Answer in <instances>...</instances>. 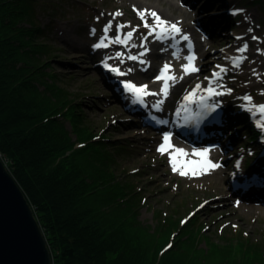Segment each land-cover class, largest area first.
Segmentation results:
<instances>
[{"label":"rangeland","instance_id":"374dc122","mask_svg":"<svg viewBox=\"0 0 264 264\" xmlns=\"http://www.w3.org/2000/svg\"><path fill=\"white\" fill-rule=\"evenodd\" d=\"M127 2L129 4V1ZM178 2L181 8H188L183 0H178ZM203 4L201 10L203 12L206 11L207 14L201 19V25H196L193 19L191 24L196 31L198 30L204 44L206 42H214L212 47L206 50L204 56L201 57L200 63L196 65L198 69L199 67H202V69L194 72L187 79V83L190 84H188L186 91L181 94L180 99L199 90L203 86L202 84L209 83L211 77H216L214 74L218 70L220 72V69L224 68L226 62L229 64L235 57H246V55L234 53L227 39L219 41L220 37H224L227 34V32L221 30L223 24H229L232 20L236 22L233 27L239 24L238 17L232 16V19L226 17L224 12L226 11L225 7L231 5L236 10H251L256 17L255 25H258L259 32L264 33V0H208ZM123 5L124 3L120 0H40L36 2V9L39 12L37 22L45 26V32L40 39L45 41L47 48L50 50L49 55L43 56V62H46L43 66L45 73L53 78L52 80H46L44 78L45 73L42 72V79L46 82H55V85L59 87L55 89L59 92L63 91L65 95L62 96L58 93H53L52 97L49 95L52 99L56 97L57 100L55 102L60 103L61 106H56L55 110L51 111L47 116L56 115L58 119L64 121L65 130L71 141H73L72 147L80 151L79 158L82 159H80L81 161L85 162L87 158L86 149L82 147H86L90 143L85 144L86 142L77 140L76 130L80 133H90L92 139H89V141L98 143V147H101L100 149L109 153L112 158L111 167L114 175H116V183L120 186V190L126 191L121 195L125 201L130 202L131 206L129 208L136 214L137 220L127 223L130 227L138 225L147 228L149 233H151L150 237L155 240L157 246H159L158 243L162 242V245L157 250V258L162 257L163 253L167 254L168 252L173 257L180 256L178 253L182 251L183 242L189 241L188 244L196 245L198 241L200 242L199 246L201 249L206 248L207 250L210 249L209 245H215L220 250V248L224 249L231 244L228 249L234 256L233 260H241V262L244 259L250 260L252 256L250 250L245 246L235 245L238 241V243H241V239L244 243L247 242L251 245L260 246L261 248L258 249L261 250V255L263 256L264 212H250L244 209V202L248 198L252 200L250 197L252 194L246 196L248 197L247 199L238 200L237 195H235L236 191H233L229 201L219 203L218 200L209 197V194L212 195V193L207 192L208 184L211 182L208 178L204 179L201 187H192V183L185 179L184 175L182 176L172 170V165L167 169L162 165L160 160L162 158L170 160V154L160 153V155L153 156L150 141L143 138L144 133H141V137L127 134V130L141 128L140 124L131 120L132 117H127V121L121 122L117 112L122 115L126 112L124 108L121 109L119 104L114 101L111 89L105 84L106 81L108 83L109 81L117 83V81L112 77V79L103 82L100 78V73L94 67V61L97 58L99 59V57L89 53L95 49L94 45L98 43L95 35H93L95 36L94 39H90L91 34L89 32L93 28L99 32L103 30L104 26L96 23V19L102 16L103 20L100 23L103 22L107 25L109 21H112V28L107 33L109 49L115 54H122V57H119L122 64L128 60L126 58L129 56H135L134 52L127 49L129 44L110 42L116 35H121L123 30L119 33L117 32V25L119 24L128 26L124 29L126 33L133 29L140 32L143 31L142 20L137 23L134 22L131 25V16L128 15V9L130 7L133 9L134 7H123ZM199 6L200 4L197 5V2H194L191 8L194 12H197L199 11ZM117 11L121 12L122 15L113 19L112 14ZM220 17L221 19L219 20ZM228 30L229 28L226 31ZM62 31L65 32V35H61ZM134 36L135 34L133 33L132 38ZM171 44L173 46L179 44L178 36L172 39ZM186 46H189V49L193 48L192 42L188 40L186 41ZM174 51L181 52L180 50L170 51L168 49L166 53L171 57L170 53ZM90 56H92L94 61ZM230 56L232 58L226 60ZM243 61L245 62L246 58ZM250 62L251 60L246 61L247 66H249ZM121 67L122 70L128 69V65L124 66L123 64ZM157 69L153 73L154 76ZM247 69L245 68V70ZM39 72L40 70L33 72V81L36 86L38 84V87L35 88L36 90L43 89V85L45 84L40 82V78L36 74ZM220 77L222 76L219 73V81L216 79L218 81H216V88H222L226 92L224 101L227 103L229 109L227 108V111L219 117V121H222L224 115L228 112L227 115L231 118L233 128L236 131L235 134L241 137L242 140L239 144V153L241 154L242 151H245V161L247 160V163L253 165L255 159L252 160L250 158L249 154L252 153L253 155V152L249 151L248 147L250 140L256 136H250L247 123L248 116H243L244 113L242 112L244 111L236 112L239 102L236 101L237 99H234V96L241 97L242 95L248 109L256 112L259 111L256 106L264 105V65L261 67L260 75L255 78L254 82L250 83V86H246L247 84L243 82L244 80H239L240 78L238 79L239 82L234 81L231 84ZM102 82L106 87H104ZM243 87L254 89L258 99L256 101L251 100V102L246 100V96H243ZM137 101V98H134L132 103L136 104ZM177 102L178 99L174 103ZM52 103L55 104L54 102ZM52 103H50L51 106H53ZM67 108H70L69 111ZM173 109L171 107V111ZM72 110L75 111L78 121L75 120L76 126H74V129H72L71 123L68 120ZM147 115V113L143 114L142 119L145 120ZM259 126L264 128V118L262 125L259 124ZM163 129L165 128L156 127L155 125L146 127L143 131H146L152 137L158 135L160 138H164ZM175 130H178V125L173 132ZM173 132L166 136L169 137L173 134V137L181 146L197 149L177 137V133ZM200 136L204 135L199 133L194 135V141ZM218 136H222L221 132ZM204 138V143H215L218 146V142L215 141L217 138H213V136L210 139H207L206 136ZM155 140L157 141V139ZM213 150L217 151L218 149L213 148ZM0 158L5 162L6 159L3 155L0 154ZM235 161L238 162V159ZM99 168L101 169L100 165H98ZM247 183H249L247 180L236 181L232 186L237 190ZM111 184L113 185V182ZM113 188L114 190H118L117 187ZM260 203H262L260 206L264 207V202L260 201ZM127 215H130V213H127ZM235 216L240 217L241 220L236 219ZM137 229V231L141 232L140 228ZM132 230L134 231L135 229ZM169 245L171 246L169 247ZM223 258L221 257L219 260L222 261ZM262 260L263 262H259L260 260H258L256 261L258 263L255 264H264V259L262 258Z\"/></svg>","mask_w":264,"mask_h":264},{"label":"trees","instance_id":"16d2710c","mask_svg":"<svg viewBox=\"0 0 264 264\" xmlns=\"http://www.w3.org/2000/svg\"><path fill=\"white\" fill-rule=\"evenodd\" d=\"M38 1L0 0V154L33 209L53 264L263 262L264 253L262 256L258 249L261 247L242 239L235 245L247 247L252 253L250 260H233L228 249L231 244L220 250L209 245L207 250L201 249L198 241L196 245L183 242L180 256L173 257L168 252L157 258L162 242L157 246L147 228L135 225L140 232L128 225L127 222L137 220L136 214L129 208L130 202L123 199L126 191L120 190L116 183L109 153L89 141L90 133L76 130L77 140L90 143L82 147L87 158L81 161L80 151L72 147L64 121L56 115L47 116L61 106L51 95H65L55 89L59 88L55 82L42 79L46 63L43 56L49 55L50 50L40 39L45 26L37 22ZM37 70L40 82L45 83L41 90L35 89L38 84L33 81V72ZM44 78L53 79L46 73ZM69 116L74 129L75 111Z\"/></svg>","mask_w":264,"mask_h":264},{"label":"bare ground","instance_id":"6f19581e","mask_svg":"<svg viewBox=\"0 0 264 264\" xmlns=\"http://www.w3.org/2000/svg\"><path fill=\"white\" fill-rule=\"evenodd\" d=\"M124 3L123 7L132 6L133 9L130 7L128 9V15L131 16V25L132 23H137L141 19L137 14V10H148V11H155L162 19L170 22L175 23L177 26L181 29V34L178 35L179 44L177 46H173L171 44L172 39L166 38L164 40H158L155 35H149V29L143 28V31L136 30L134 32L135 36L128 42V50L134 52L135 56H138L139 53L144 52L145 49H147V54L140 57V59H143L146 61V63L141 64L138 60H131L129 58H126V60L130 61H124V66L128 65V69L122 70L121 66H123L121 62L122 54L118 55L113 53L109 46L102 47V48H95L94 50H91L89 53L95 54L99 57L95 61L93 60L92 56L90 58L95 62L94 67L97 68L98 72L100 73V78L104 81L108 79H112V77L115 78L117 83H122L120 85L119 83H114L112 81H109V83L106 81V85L111 89L112 91V97L116 103L119 104L120 108H124V111L127 113H123V115L119 112L118 115L120 117L121 122L127 121V117H132L131 120H134L140 124L141 128H134L131 130H127V134L134 136V137H141V133H144L145 139H148L150 141L151 145V152L153 156L160 155L161 152L158 151V148L162 144H164V138H160L157 136H150L146 131H143L144 128L149 126H155V123L153 122H147L146 120L142 119V115L147 112H155L158 114H161L164 117L165 125L171 128V130L174 131L176 129L178 123H179V116L182 114V112L178 116H174L173 111H171V107H175L177 103L183 101L182 97L180 99V96L182 93H184L188 87L187 79H189L193 73L185 75L182 65L188 64V61L186 57L190 54H194L196 59L194 61L195 66L200 63L201 57L204 56L206 50L210 49L213 45V42H206L205 44L202 42L203 39L200 37V34L198 30L196 31L195 28H193L191 21H195V24L200 26L201 25V19L207 14L206 11L203 12L201 10L203 8V3H206L208 0H183L184 4L188 6L187 9L181 8L178 0H120ZM129 1V4L128 2ZM225 1V0H224ZM194 2H197V5L199 6V11L194 12L191 8ZM189 5H187V4ZM225 3V2H224ZM231 6V5H230ZM225 7L226 11V17L232 19L233 17L239 18V24L236 27H233L236 22L233 20L231 23H225L221 27L224 32H227L224 37H220L219 41L227 39V41L230 44V48L232 47V51L236 54L246 55V61L251 60L249 66H247L246 61L241 62L239 67H235L233 64V61L238 58L235 57L231 60V62L224 65L225 71L219 72L220 77L222 80L229 81L231 84L232 82L239 80L245 82L247 85L250 86L251 82L255 81V78L260 75L261 67L264 65V33L259 32L258 25H255V14L251 10H243L237 12L239 9H234L232 6ZM195 7V6H194ZM242 10V9H241ZM236 14H233V13ZM135 17V18H134ZM193 19V20H192ZM221 17L219 18V20ZM103 20V17H99L96 19V23L102 24L105 27V24L101 22ZM254 22V23H253ZM148 23L152 24L153 19L149 16L148 17ZM128 27V26H127ZM229 28L228 31H226ZM95 30L93 33L92 30ZM89 32L90 39H94L95 36L97 38V41L99 42L102 37L105 36L104 28L102 31H98L97 29L93 28ZM125 27L122 29L121 36L126 34V30H124ZM143 33L142 35H140ZM61 35H65V32H61ZM95 35V36H93ZM183 35H187L189 37L190 42L193 44V48L189 49V46H186V41L182 39ZM66 37V36H65ZM140 37V39H139ZM145 37L147 39L145 40ZM253 37H256V39H253ZM138 39V41H137ZM74 41V39H73ZM135 42V43H134ZM108 44V41H106ZM216 43V42H215ZM73 44V42H72ZM135 45V47H133ZM244 45H247V50L243 53L239 52L238 49L244 47ZM111 47V46H110ZM82 48V46H81ZM122 49H125L123 47H120ZM173 51V50H180L181 52H175L176 55H173V53H170L171 57L168 56L166 53L167 50ZM183 50V51H182ZM89 51V50H88ZM120 57V58H119ZM232 56H230L228 59H231ZM107 64L108 66H111L112 68H118L119 70H122V73H125L124 75H118L116 72L109 71V69H106L103 67L102 64ZM169 64L171 66V75H174L176 77L175 82H170V87L168 89L167 96H164L161 92V89L163 87V81L157 80L156 78L161 73L162 68L165 64ZM181 65V66H180ZM157 69V72L155 76L153 75L154 71ZM245 68H248L245 70ZM202 69V67H199V70ZM131 70V71H129ZM241 74V76H240ZM153 75V76H152ZM216 76V75H214ZM182 77V78H181ZM243 77V78H242ZM219 77H211V79L208 81L209 83L202 84L199 88L200 92L201 90H205V88L209 87L211 88L214 86L215 88H211L212 90H215L214 97H212L215 101V103L220 104L221 107V115L218 116V118L212 117L210 125L204 123L196 128H192L190 130L191 137L194 138V135L196 134H202L207 137V139L217 138L215 141L218 142V146H212V148H217V151H214L213 149H208V159L211 160L213 163L219 164L218 167L215 169H212L205 174L192 176V175H184V178L187 179L189 182L192 183V187L199 188L201 187V184L203 183L204 179H207L211 182L208 184L207 192L212 193V195L209 194V197L212 199L218 200L219 203H225L229 201L231 193L235 191L232 184L236 181H244L247 180L249 182L253 183V186L249 189V192H247L245 195H243L242 198L247 199L248 195H251L250 197L252 200L247 199V201L244 202V209L248 210L250 212H264V207H261L262 203L257 202V199H261L259 201L264 202V128L262 126V120H263V114L260 113V111H251L246 107L243 97L234 96V99H237L239 105L241 106L239 108V105L237 106L236 112H242L244 113L243 116H248V126L250 130V136L254 137L252 140H250V145L248 149L249 151L253 152L250 153V158L255 159L253 165L250 163H247V160L245 161V151H242V153H239V144L242 141L241 137H238L235 134V130L233 128L231 118L228 117V112L226 115H224L223 120L219 121V117L227 111V103L224 101V97L226 96V92L223 91L221 88H216V84L219 81ZM240 78V79H239ZM218 79V81L216 80ZM239 79V80H238ZM191 81V80H190ZM217 81V82H216ZM102 82V83H103ZM127 82H131L137 86L146 85L147 90L150 93H159V95H148L143 97V106H139L138 104H133L132 100L136 98L132 93L125 92L124 84ZM104 87H106V85ZM238 86V85H236ZM245 87V86H244ZM243 96L251 97V100L256 101L258 99V96L255 94L254 89L247 87L248 89L244 88ZM239 89V88H238ZM207 92V90H206ZM201 94V93H198ZM189 95V94H188ZM248 95V96H247ZM197 96V95H196ZM191 97H188L186 101L191 99ZM178 99L177 103H174L175 100ZM160 101H163V103H158ZM185 101V102H186ZM237 105V104H236ZM185 108V106L182 107V109ZM183 111V110H182ZM236 114V113H235ZM241 115V113H239ZM234 115V113H233ZM238 116V114H236ZM236 118V117H235ZM246 118V117H245ZM124 120V121H122ZM206 121V120H205ZM156 127H158L156 125ZM263 128V129H262ZM177 133V130H175ZM221 132V137H219V133ZM158 137V138H157ZM157 139V141L155 140ZM159 139V140H158ZM248 139V138H247ZM169 142L173 146L168 150V154L177 155L175 153V149H183L187 155L185 157H182V159L187 160H201L202 158L199 156H194L193 153L196 151H202L200 149H193L191 147H183L180 145V143L173 137V135L169 136ZM216 142V143H217ZM243 145V144H242ZM204 148L205 145H199L198 148ZM220 147V151H219ZM178 158H181L178 156ZM238 159V162L235 160ZM162 165L165 166V168H169L171 165L170 160L162 158L160 160ZM250 164V165H249ZM249 165V166H247ZM179 173V172H177ZM171 174V173H170ZM241 190V189H240ZM239 191V190H238ZM257 203V204H255ZM236 219H240V217L235 216Z\"/></svg>","mask_w":264,"mask_h":264},{"label":"snow or ice","instance_id":"6c2138e0","mask_svg":"<svg viewBox=\"0 0 264 264\" xmlns=\"http://www.w3.org/2000/svg\"><path fill=\"white\" fill-rule=\"evenodd\" d=\"M243 11V10H237V12ZM137 14L140 17V19L143 21V26L147 29H149V35H155L158 40H164L166 38H171L174 39L176 36L181 34V29L177 26L175 23H170L164 19H162L155 11H148V10H137ZM233 14H236L235 12ZM113 19L117 16H121L122 13L117 11L116 13L112 14ZM151 17L153 19V23L149 24L148 23V17ZM124 27H127V25L119 24L117 25V32L119 33ZM112 28V21H109L107 25L104 27V33L105 36L101 38V40L94 45V48H102V47H107L108 44L106 41L108 40L107 33L111 30ZM93 33L95 30H92ZM136 31V29H133L130 32H127L123 36L121 35H116L110 42L112 43H119V44H125L127 45L128 42L132 39L133 33ZM147 37H145V40ZM182 39L187 41L189 40V37L187 35H183ZM253 39H256V37H253ZM135 47V45H133ZM247 50V45H244V47L238 49L239 52L243 53ZM147 49H145L144 52L139 53L138 56H129L128 58L131 60H138L141 64L146 63L143 59H140V57L144 56L147 54ZM120 55V54H118ZM173 55H176L173 53ZM188 64L182 65L183 71L185 75L198 72L199 69L195 66V55L190 54L186 57ZM245 59V57L240 56L236 58L233 61V64L235 67H239L240 63ZM106 68H109V66L105 63L104 65ZM220 67V66H217ZM109 71L116 72L118 75H124L125 73H122L119 71L118 68H109ZM131 71V70H129ZM221 72L225 71V69L221 68ZM171 66L169 64H165L164 67L161 70L160 76H158L156 79L157 80H162L163 87L161 89V92L163 93L164 96H167L168 94V89L170 87V82H175L176 77L174 75H171ZM217 77H219V73H215ZM182 78V77H181ZM199 87V86H197ZM124 88L129 92L132 93L137 100H139L141 103L143 102V97L148 96V95H159V93H150L147 90L146 85L142 86H137L131 82H127L124 84ZM208 92L210 94H218V93H213V90L211 88L208 89ZM187 99V98H186ZM246 100L251 102V97H245ZM158 103H163V101H160ZM258 107L259 111L261 114H264V105H259L256 106ZM173 146L169 142V137L165 136L164 137V144L158 148V151L161 152V154H164L168 152L170 148ZM177 155H172L170 154V163L172 165V170L174 172H179L180 175H192V176H197V175H202L205 174L206 172L215 169L219 165L213 163L211 160L208 159V149H204L202 151H196L193 153L194 156H199L202 159L201 160H187V159H182V157H185L187 153L184 152L183 149H175L174 150ZM171 245H169L170 247Z\"/></svg>","mask_w":264,"mask_h":264},{"label":"water","instance_id":"95a60500","mask_svg":"<svg viewBox=\"0 0 264 264\" xmlns=\"http://www.w3.org/2000/svg\"><path fill=\"white\" fill-rule=\"evenodd\" d=\"M0 264H52L33 209L1 158Z\"/></svg>","mask_w":264,"mask_h":264}]
</instances>
